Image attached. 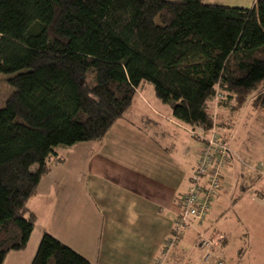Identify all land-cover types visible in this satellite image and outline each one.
Returning a JSON list of instances; mask_svg holds the SVG:
<instances>
[{
    "label": "trees",
    "instance_id": "trees-1",
    "mask_svg": "<svg viewBox=\"0 0 264 264\" xmlns=\"http://www.w3.org/2000/svg\"><path fill=\"white\" fill-rule=\"evenodd\" d=\"M2 74L14 90L0 108V264L28 246V202L56 149L101 142L145 84L194 131L215 127L217 96L236 111L261 87L264 111V0H0ZM31 264L91 263L45 233Z\"/></svg>",
    "mask_w": 264,
    "mask_h": 264
},
{
    "label": "crops",
    "instance_id": "crops-1",
    "mask_svg": "<svg viewBox=\"0 0 264 264\" xmlns=\"http://www.w3.org/2000/svg\"><path fill=\"white\" fill-rule=\"evenodd\" d=\"M255 1L221 4L251 8ZM140 94L132 110L101 142L56 149L51 171L28 202L36 216L28 246L11 252L4 264H31L45 233L91 264H153L162 253L180 212V194L189 187L202 147L195 136L193 150L184 149L186 142L179 141V132L192 136L202 130L175 120L155 95ZM252 106L247 116L264 118V111ZM223 109L229 111V120L217 123L213 113L214 128L235 159L246 163L229 135L234 126L229 122L241 109ZM60 157L63 163L58 162ZM260 159L256 169L247 164L246 175L237 160L225 168L223 190L206 221L186 231L166 264H214L204 262L198 238L217 233L226 236L214 249L223 264H264V153Z\"/></svg>",
    "mask_w": 264,
    "mask_h": 264
},
{
    "label": "built area",
    "instance_id": "built-area-1",
    "mask_svg": "<svg viewBox=\"0 0 264 264\" xmlns=\"http://www.w3.org/2000/svg\"><path fill=\"white\" fill-rule=\"evenodd\" d=\"M218 98L219 96L216 97L217 100ZM195 136L206 144L201 147L198 163L190 178L187 191L180 195V212L173 225L174 233L168 237L162 253L153 264H166L169 254L181 241L185 232L206 221L213 202L223 187V171L233 159V152L222 142L216 128L209 133L199 131ZM225 237L223 233H217L212 238L199 236L198 247L204 251V262L213 259L214 249L224 241ZM215 264H223V261L217 260Z\"/></svg>",
    "mask_w": 264,
    "mask_h": 264
},
{
    "label": "rangeland",
    "instance_id": "rangeland-1",
    "mask_svg": "<svg viewBox=\"0 0 264 264\" xmlns=\"http://www.w3.org/2000/svg\"><path fill=\"white\" fill-rule=\"evenodd\" d=\"M204 1L208 4L224 5V4H221V2L223 1L227 2L228 0H204ZM12 77L13 75H5V74L0 75V108L5 107L8 98L13 93L14 89L9 84V80ZM258 91L254 92V94H252V96L248 98L247 104L239 112L235 113V115L232 116L233 119H231L229 122V123H232L233 121V124H234L233 129L229 131L230 139L231 140L233 139L232 143L233 144L235 143L239 147V150L242 151L241 155L245 158L244 160H247V162L245 163L244 161H241L239 158L235 159L240 163V165L244 166V168H241L242 171H240L241 174H244V175H246V171H247L246 168H248V165H251L253 169L258 168L257 166L259 165V162L261 160L260 157L264 153V118H261V117L255 118L253 116H247L248 113L250 112V109L253 107L252 106L253 100L256 97ZM140 92L141 94L143 93L142 98H144V96L145 98H148V96L154 97L155 95L153 86L148 83L145 84V86L142 88ZM154 99L155 98L153 99L149 98V101L150 100L154 101ZM218 101L219 100L217 99L212 100V102L210 103V112L212 116H213V113L216 114L217 123L222 122V121H228L229 120L228 116H230L229 111H227L226 109H223L225 107H221L218 104ZM216 104L218 105V107L216 111H214V106ZM130 115H132V113ZM188 133L189 135L185 132H179L178 138H179V141L186 142V145H184L183 147L184 149H188V150L190 149L192 151L193 150L192 148L196 146L197 140L196 141L194 140L195 137L193 136V134L191 136V132H188ZM247 148L249 149L252 148L254 153H251L252 150L247 151ZM57 149H62V147H59ZM178 149L179 148L177 147V151ZM248 161H251V162H248ZM224 177L225 175L223 173V178ZM224 181H225V178L223 179V185L225 184ZM221 190H223V188ZM221 192L217 195L216 198L219 197ZM260 195L263 196L262 193H260ZM233 238L234 236L232 237V239ZM232 243H234L233 247H235L236 242L232 240Z\"/></svg>",
    "mask_w": 264,
    "mask_h": 264
}]
</instances>
